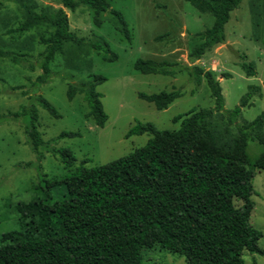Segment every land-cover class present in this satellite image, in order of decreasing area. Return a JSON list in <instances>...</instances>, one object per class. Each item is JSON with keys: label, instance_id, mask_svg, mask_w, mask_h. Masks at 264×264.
<instances>
[{"label": "trees", "instance_id": "obj_1", "mask_svg": "<svg viewBox=\"0 0 264 264\" xmlns=\"http://www.w3.org/2000/svg\"><path fill=\"white\" fill-rule=\"evenodd\" d=\"M185 1L200 13L214 17L211 27L190 35L198 42L189 54L194 64L225 43L231 12L243 0ZM62 5L52 12L33 13L30 23L21 26L25 30L33 23H45L53 28L51 35L42 39L45 49L39 66L43 73L34 83L36 88L48 82L51 64L67 43H82L71 32L64 8L74 10L77 5H84L94 10L98 26V16L109 12L123 37L132 41L123 13L110 9L108 0H62ZM95 47L110 51L108 45ZM8 58L21 64L15 56ZM104 59L113 62L118 56L109 58L105 54ZM134 69L168 77L186 71L199 85L205 79L214 107L194 108L176 116L174 123L180 126L173 131L160 130L152 123H137L127 137L150 134L151 138L144 146L112 162L87 168L88 160H83L60 179L42 175L33 187V201L16 208L21 213L20 229L1 236L0 264H145L143 250L156 245L184 256L187 264H244L243 251L264 254L259 245L262 233L251 224L255 207L253 178L255 171H264V113L253 121L238 122L242 109L253 105V97L263 96L262 87L250 85L239 106L227 111L220 81L196 64L183 66L165 60L138 59ZM241 69L248 77L257 74L253 62H243ZM106 81V76L94 74L87 82L69 84L66 92L70 101L83 95L88 116L99 127L108 120L97 90ZM182 96L181 89L139 94L160 111ZM39 107L54 119L62 118L36 89L28 104L11 112L12 120L23 122L39 161L44 159V151L53 152L68 168L73 167L76 157L69 149L45 145L38 128ZM78 136L75 132H62L55 141ZM255 140L263 150L252 160L248 146ZM223 241L238 249H230Z\"/></svg>", "mask_w": 264, "mask_h": 264}, {"label": "rangeland", "instance_id": "obj_2", "mask_svg": "<svg viewBox=\"0 0 264 264\" xmlns=\"http://www.w3.org/2000/svg\"><path fill=\"white\" fill-rule=\"evenodd\" d=\"M77 1V0H76ZM110 9L123 13L129 24L132 41H127L118 29L115 17L101 13V25L95 23L94 10L77 5L74 10L64 8L69 18L71 32L82 43L69 42L64 52L51 64L48 82L36 88L34 83L43 72L39 66L42 43L53 32L45 23H33L27 29L33 13L63 8L62 0H0V246L3 233L19 230L21 213L17 206L30 203L36 197L33 187L41 176L60 179L80 166H100L144 146L150 134L127 133L137 123H152L160 130H177L180 123L174 118L192 109L214 107V99L205 81L199 85L188 72L168 77L143 74L134 69L138 59L156 62L168 61L183 66L198 65L211 71L220 81L225 96V109L239 106L250 85L262 87V97H253L252 106L244 107L238 122L253 121L264 113V0H243L231 12L226 25V40L203 58L192 64L189 54L198 44L190 35L211 27L214 17L200 13L185 0H108ZM95 44L110 51L106 53ZM118 59L110 62L104 56ZM17 57L21 64L9 60ZM243 62H253L257 74L248 77L241 69ZM34 69H31V65ZM94 74L107 77L97 90L108 120L104 127L97 126L88 116V106L83 95L68 100L69 84L87 82ZM226 74L230 77L227 78ZM49 100L61 113L54 119L39 107L38 128L48 147L67 148L76 157L68 168L59 154L44 151L38 160L25 135L23 122L13 121L11 112L31 101L34 90ZM181 89L184 96L166 110H157L153 104L141 99L140 93L154 94ZM62 132H75L78 137L55 139ZM257 140L248 146L250 159L262 152ZM27 164H30L27 166ZM255 207L251 224L262 233L259 240L264 250V171H255L253 178ZM236 251L237 246L223 241ZM145 264H187L184 256L169 252L156 245L143 250ZM244 264H264V254L242 252Z\"/></svg>", "mask_w": 264, "mask_h": 264}]
</instances>
